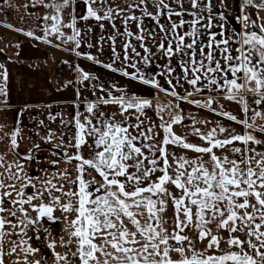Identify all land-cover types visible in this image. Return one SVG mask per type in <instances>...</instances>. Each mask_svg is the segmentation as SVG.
Segmentation results:
<instances>
[{
  "label": "snow or ice",
  "instance_id": "1",
  "mask_svg": "<svg viewBox=\"0 0 264 264\" xmlns=\"http://www.w3.org/2000/svg\"><path fill=\"white\" fill-rule=\"evenodd\" d=\"M4 7L23 16L50 9L37 16L45 22L42 37L25 33L49 44L54 36L79 49L83 28L90 34L95 27L96 44L87 46L102 50L107 39L113 61L77 55L176 103L154 105L93 84L98 77L77 66L78 82L101 95L84 100L83 111L74 105L70 120L60 116L62 129L37 120L43 135L35 131L39 142L21 150L27 106L11 128L0 124V264H264V0H237L236 15L228 0H27L19 7L2 0L0 12ZM130 53L144 65L157 53L166 57L161 75L170 88L141 72ZM8 79L0 64V105L10 107ZM200 94L204 99H191ZM217 97L239 105L243 119ZM180 103L243 130L185 115ZM109 105L115 110H102ZM150 108L169 111L168 119L159 115L155 123ZM58 115L46 119L54 123ZM55 224H62L58 240Z\"/></svg>",
  "mask_w": 264,
  "mask_h": 264
},
{
  "label": "crops",
  "instance_id": "2",
  "mask_svg": "<svg viewBox=\"0 0 264 264\" xmlns=\"http://www.w3.org/2000/svg\"><path fill=\"white\" fill-rule=\"evenodd\" d=\"M0 2H2V0H0ZM26 2L27 0H13V3L16 4L17 7ZM228 2L231 3L229 13L231 15L238 14L237 0H228ZM50 11V9L44 8H37L34 10L29 9L31 14L23 16L21 11L4 7L2 12H0V64L8 70V88L10 97L8 101L10 107L0 105V124H5L8 128H11L16 122L17 112L27 106V110L20 118V126L23 129V135L25 138L24 142L21 144V150H26L33 143L39 142L38 138L34 135L35 131H40L41 135H43V131L36 127L37 120H45V122L49 124L52 129H62L60 116H62L65 120H70L76 111L74 105H80V111H83L82 102L84 100L91 101L96 99V96L101 95L98 91L96 96L93 95L92 89L89 87V82H85L84 85H81L78 82L80 73L77 71V66L98 77V80L91 81L93 84H103L105 88L115 85L117 88L126 89L129 94H135L143 98L151 99L154 105H168L170 103H176L175 99L172 96L167 95L165 91H161L160 89L151 87L150 85H145L139 80H132L129 77L121 75L119 72H112L109 69L104 68L101 64L88 60L83 55H77V52L92 54L102 63H111L113 61L114 57L111 51L112 45L107 39L102 45V50L98 47L89 48L87 46L88 43H92L93 45L96 44L98 30L95 27L90 34L87 33L86 27L83 28L85 38L79 49H76L75 44L73 43L65 44L57 39L56 45H59L60 51L62 52L61 54H53L54 56L47 55L46 57H43L42 53H37L41 48L36 49V47H39V45L42 46V44H40L41 41L37 39L34 40L25 33L33 31L34 33H41V36H43L44 34L41 29L45 26V22L43 20H38L37 16H43ZM65 22H67V17H65ZM84 23L85 22H81V25H78V27H81ZM87 23L94 22L90 21ZM145 23L150 29L154 27V23L150 20L146 19ZM8 24L13 25V27H7ZM16 29H22L23 31H16ZM133 30L135 31L134 26ZM64 31L69 35L72 34L70 29H64ZM39 34L38 36H40ZM122 42L123 38H119L115 45L116 50L121 52V55H123L121 51ZM132 43L136 46L137 51L142 52V49L139 47V43L137 41L133 39ZM63 50H66V52L69 53L67 54ZM152 51H156L154 46H152ZM34 54L36 56H33ZM130 55L134 58L133 62L138 61L137 67L140 68L141 72H143L146 76H154L159 81L163 89L170 88L166 82L169 77L167 75H161V73H167V68L169 66L166 57L157 53L153 57L150 65H144L143 62L140 61L138 57H135L133 53H130ZM115 66L119 67V62H117ZM171 66L176 67L175 58H173ZM35 67H40L44 70L43 72L47 78H49L48 82H51L48 89L50 90L51 88L57 96L53 99L49 98L50 100H43L40 98L37 100L26 99L25 102L15 100L16 95L23 93L22 91L24 86L29 84V81L25 79V74ZM17 68H22V70L26 69L27 71H20V75H18L17 72L19 69ZM127 70L129 72L134 71L132 68H128ZM179 72L180 69L177 68L176 72L172 73V77L174 78ZM16 79L17 83L15 81ZM184 87L189 88L190 90L189 85L185 84ZM78 89L80 90L79 97L77 96ZM41 90L42 88L39 91ZM178 91H181V95H184L182 90L178 89ZM204 95L205 94H200L192 97L191 99H204ZM217 98L224 104L226 109L233 110L232 107L237 108L238 106L237 104L235 106L234 103L223 100L220 97ZM180 107L184 110L185 115L192 114L199 119H207L211 121L221 120L225 125H231V127L236 128L239 131V129L232 125L230 121H224L225 119L223 120L221 117L214 116L207 109L199 108L190 103H180ZM102 110L105 112H111L115 110V106H102ZM146 111L148 117L155 123H159V115H163L165 120L169 117V111L158 112L155 108H150ZM50 113L54 115L60 114L54 123L46 119ZM185 123L187 124L189 121H185ZM211 126L212 125L210 124L209 127ZM176 131H182L181 127L177 126ZM2 147L3 145L0 144V149H2ZM40 156H48L49 159L52 158L48 152H42L40 153ZM61 167H64V165H61ZM57 215H59V213H57ZM51 227L52 236L58 240L59 236L57 233L61 231L62 224H55ZM46 243L47 241L44 240L45 245Z\"/></svg>",
  "mask_w": 264,
  "mask_h": 264
},
{
  "label": "rangeland",
  "instance_id": "3",
  "mask_svg": "<svg viewBox=\"0 0 264 264\" xmlns=\"http://www.w3.org/2000/svg\"><path fill=\"white\" fill-rule=\"evenodd\" d=\"M43 32V31H42ZM37 36L39 33H35ZM44 34V33H43ZM40 36L42 35L41 33L39 34ZM42 37V36H41ZM54 37V36H53ZM49 37V39H51L52 43H45L43 40H40L42 44L39 45V47H36V49L41 48L40 50H38L37 53H42L43 57H46L47 55H57V54H61L62 52L60 51L59 47H56V41L57 39H55L56 37ZM33 38V37H32ZM34 40H36L35 38H33ZM45 49V50H43ZM48 51V52H45ZM65 53H69L66 52V50H63ZM33 53V52H32ZM35 53V54H37ZM33 56H36V55ZM53 55V56H54ZM18 70V75H20V71L25 72V70H22V68H17ZM27 71V70H26ZM44 70L40 67H35L33 68L31 71L27 72V74H25V79H27L29 81V84L26 86H24L23 89V93L17 94L15 97V100H18L19 102H25L26 99H30V100H37L38 98L43 99V100H50L49 98H55V96H57L53 90L48 89V87L50 86L49 78H47V76L45 75V73L43 72ZM17 83V79L15 80ZM42 88L41 91H39ZM66 94V93H63ZM61 94V95H63ZM250 102H251V98ZM236 106V104H234ZM233 110L231 109H227L228 111L232 112L233 114L237 115L239 118L243 119V115L240 112V106L238 105L237 108L232 107ZM249 115H251V113H249ZM223 119V118H222ZM224 120V119H223ZM226 121V119L224 120ZM232 125L236 126L239 131H242V126L235 124L234 122H231Z\"/></svg>",
  "mask_w": 264,
  "mask_h": 264
}]
</instances>
